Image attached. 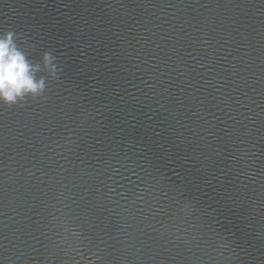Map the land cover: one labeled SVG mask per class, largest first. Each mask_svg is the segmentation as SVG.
<instances>
[{
	"label": "water",
	"instance_id": "1",
	"mask_svg": "<svg viewBox=\"0 0 264 264\" xmlns=\"http://www.w3.org/2000/svg\"><path fill=\"white\" fill-rule=\"evenodd\" d=\"M9 31L45 91L0 101V264H264V0H0Z\"/></svg>",
	"mask_w": 264,
	"mask_h": 264
},
{
	"label": "clouds",
	"instance_id": "2",
	"mask_svg": "<svg viewBox=\"0 0 264 264\" xmlns=\"http://www.w3.org/2000/svg\"><path fill=\"white\" fill-rule=\"evenodd\" d=\"M14 33L9 31L0 38V101L12 106L25 97L41 95L45 91V80L37 79L39 65H33L18 47ZM45 67L53 74L56 68L53 57L44 55Z\"/></svg>",
	"mask_w": 264,
	"mask_h": 264
}]
</instances>
